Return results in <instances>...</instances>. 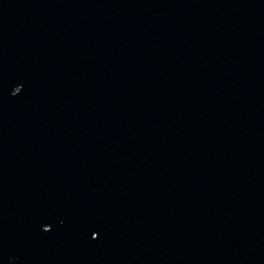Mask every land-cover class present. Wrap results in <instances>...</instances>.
Returning a JSON list of instances; mask_svg holds the SVG:
<instances>
[{
    "label": "water",
    "instance_id": "95a60500",
    "mask_svg": "<svg viewBox=\"0 0 264 264\" xmlns=\"http://www.w3.org/2000/svg\"><path fill=\"white\" fill-rule=\"evenodd\" d=\"M0 264H264V0H0Z\"/></svg>",
    "mask_w": 264,
    "mask_h": 264
}]
</instances>
